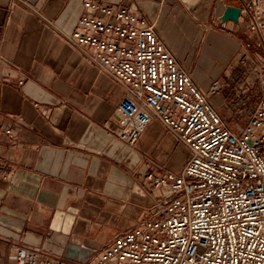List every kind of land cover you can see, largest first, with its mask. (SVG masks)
I'll return each mask as SVG.
<instances>
[{"label": "crops", "instance_id": "0c3cea01", "mask_svg": "<svg viewBox=\"0 0 264 264\" xmlns=\"http://www.w3.org/2000/svg\"><path fill=\"white\" fill-rule=\"evenodd\" d=\"M84 1L0 0V264L15 243L71 263L87 260L149 213L155 201L143 186L145 171L157 165L177 171L183 164L179 145L157 121L135 147L110 130L125 89L67 39ZM91 1L142 10L203 91L209 86L196 79L184 55L199 48L208 60L221 36L229 38L235 48L217 64L224 83L212 102L218 112L221 102L256 101L243 24L218 23L225 7L215 0ZM243 124L233 126L239 131Z\"/></svg>", "mask_w": 264, "mask_h": 264}, {"label": "built area", "instance_id": "2783aa9c", "mask_svg": "<svg viewBox=\"0 0 264 264\" xmlns=\"http://www.w3.org/2000/svg\"><path fill=\"white\" fill-rule=\"evenodd\" d=\"M237 1L240 36L252 49L249 73L258 83L239 131L212 102L220 82L213 79L203 91L142 10L83 2L67 39L125 89L110 130L135 147L157 121L187 158L177 171L159 165L145 171L143 186L155 201L149 213L87 260L71 263L15 243L5 264H264V0ZM160 188L168 195L155 199Z\"/></svg>", "mask_w": 264, "mask_h": 264}, {"label": "rangeland", "instance_id": "374dc122", "mask_svg": "<svg viewBox=\"0 0 264 264\" xmlns=\"http://www.w3.org/2000/svg\"><path fill=\"white\" fill-rule=\"evenodd\" d=\"M221 43L222 45H219L218 47L219 49L215 53L211 51L208 52L207 48H205V50L208 53V56H210L208 60H205L203 56H200L199 48H196V50L194 51V54L190 52L184 55L185 60L191 59L190 69L194 72V76L196 77V79H198L201 85H203V87L205 88L209 86L210 82L213 79L218 80L220 83H224L223 76L219 73L220 70L217 68V64L225 63L226 59L229 58L228 55L232 52V50H234L235 46H234L233 41H231L229 38L224 37V36H221ZM247 50L250 53L252 49L248 48ZM208 65H210V67L208 70H206L208 68ZM248 68L250 69L249 66ZM229 70L232 71V67H229ZM234 77H236V74H234ZM250 77L253 79H256V75L254 73H252ZM232 82H233V79L230 81V83ZM244 101H245L244 105H242V103H239L238 105L231 104V106H228L225 104L226 107L221 106L224 104L221 102L220 108H218V113L221 115L223 119H226L231 125L243 124L248 119L251 113L250 111L253 108V105L255 103L254 98H252L251 96H249V98ZM235 105L237 107L232 108V106L234 107ZM179 150H178L177 156L180 157V154H181V157L183 159L182 163H184L185 159L187 158L186 157L187 151L184 148V146L182 147L181 145H179Z\"/></svg>", "mask_w": 264, "mask_h": 264}, {"label": "water", "instance_id": "95a60500", "mask_svg": "<svg viewBox=\"0 0 264 264\" xmlns=\"http://www.w3.org/2000/svg\"><path fill=\"white\" fill-rule=\"evenodd\" d=\"M240 16V9L238 6H226L222 14L217 18V22L222 24L224 22H232L234 24L238 23Z\"/></svg>", "mask_w": 264, "mask_h": 264}, {"label": "bare ground", "instance_id": "6f19581e", "mask_svg": "<svg viewBox=\"0 0 264 264\" xmlns=\"http://www.w3.org/2000/svg\"><path fill=\"white\" fill-rule=\"evenodd\" d=\"M218 43H220L219 45H222V43L221 42H218ZM217 100V99H216Z\"/></svg>", "mask_w": 264, "mask_h": 264}]
</instances>
